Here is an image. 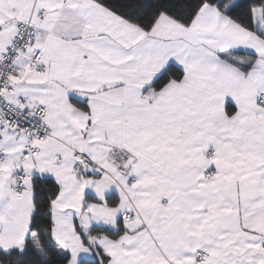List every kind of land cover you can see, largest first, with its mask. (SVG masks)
Masks as SVG:
<instances>
[{"label":"snow or ice","instance_id":"1","mask_svg":"<svg viewBox=\"0 0 264 264\" xmlns=\"http://www.w3.org/2000/svg\"><path fill=\"white\" fill-rule=\"evenodd\" d=\"M0 264H264V0H0Z\"/></svg>","mask_w":264,"mask_h":264}]
</instances>
